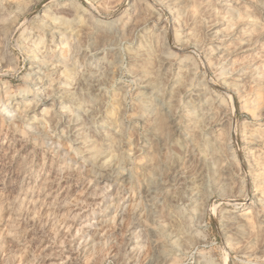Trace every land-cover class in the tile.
<instances>
[{"label": "rangeland", "instance_id": "obj_1", "mask_svg": "<svg viewBox=\"0 0 264 264\" xmlns=\"http://www.w3.org/2000/svg\"><path fill=\"white\" fill-rule=\"evenodd\" d=\"M0 264H264V0H0Z\"/></svg>", "mask_w": 264, "mask_h": 264}, {"label": "bare ground", "instance_id": "obj_2", "mask_svg": "<svg viewBox=\"0 0 264 264\" xmlns=\"http://www.w3.org/2000/svg\"><path fill=\"white\" fill-rule=\"evenodd\" d=\"M118 137H120V136L118 135Z\"/></svg>", "mask_w": 264, "mask_h": 264}]
</instances>
